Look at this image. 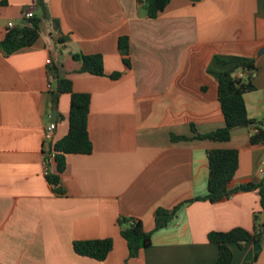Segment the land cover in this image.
Masks as SVG:
<instances>
[{
    "label": "crops",
    "instance_id": "obj_1",
    "mask_svg": "<svg viewBox=\"0 0 264 264\" xmlns=\"http://www.w3.org/2000/svg\"><path fill=\"white\" fill-rule=\"evenodd\" d=\"M139 1L46 0L49 19L38 42L10 56L0 46V264H217L210 233L253 231L256 214L264 222L254 188L264 180V145L251 144L250 128L235 129L227 143L172 140L192 137V126L202 135L225 126L219 82L208 72L217 55L256 60L257 91L245 99L249 118L264 121V0H172L156 19ZM0 2V43L9 28L26 24V14L41 13L36 0ZM125 36L130 69L119 49ZM77 53L101 55L106 76L76 73ZM53 68L68 74L76 93L91 96L93 153L68 157L62 195L44 175L52 112L54 143L70 128L71 96L53 106ZM115 73L123 75L114 80ZM213 149L239 152L235 192L216 204L191 202L207 194ZM180 205L172 223L155 231L158 210ZM122 218L154 232L152 246L136 258L129 257ZM104 239L114 242L105 261L74 251L76 241ZM231 249L232 264H264V241Z\"/></svg>",
    "mask_w": 264,
    "mask_h": 264
},
{
    "label": "trees",
    "instance_id": "obj_2",
    "mask_svg": "<svg viewBox=\"0 0 264 264\" xmlns=\"http://www.w3.org/2000/svg\"><path fill=\"white\" fill-rule=\"evenodd\" d=\"M172 0H140L139 3L150 19H156L170 5ZM194 5L202 0H190ZM5 4L0 2V6ZM36 7L40 15L32 16L26 24L21 27H12L7 30L5 38L0 46L6 55L34 46L41 37L42 25L49 19L46 0H36ZM58 31V20H53ZM65 38H59L63 44ZM120 53L127 69L132 67L130 38L125 36L119 40ZM75 63L81 65L76 73H87L93 76H106L104 59L101 55H85L77 53L72 56ZM53 68L54 78L57 81V89L51 92L54 108H57L58 99L63 94L71 96V108L69 113V133L57 143H53V151L56 154V171H51L47 176L49 182L54 186L58 194H63L61 188V177L68 166V157L72 155H90L93 153V143L89 132V117L91 113V96L85 93H76L73 82L68 77L60 75ZM257 71L256 60L241 56H220L212 60L208 72L219 82V101L225 117V126L209 134H199L195 126H192V137L173 136V141L209 140L217 143H227L231 140L232 132L240 127H248L252 132L251 144L253 146L264 145V121L259 122L249 118L246 95L256 92L254 83ZM123 73H115L111 78L118 80ZM242 75V76H241ZM210 174L207 185V194L198 197L191 202L204 201L212 204L229 199L233 195L232 181L239 169V152L231 149H213L208 153ZM245 188V187H244ZM259 190L261 206L264 212V180L254 185ZM190 203V202H187ZM183 205L173 210L160 209L156 214L155 231L168 227L176 218ZM122 237L126 240L129 249V257L136 258L144 249L152 246L154 232L145 231L141 221L132 218L119 220ZM208 239L210 243L219 248L217 264H232L234 254L231 246H243L247 243L261 245L264 241V222H260V216H254V229L248 231L236 228L229 232H212ZM114 248L112 239L88 240L74 242V251L82 257L96 261H105ZM250 262L248 264H254Z\"/></svg>",
    "mask_w": 264,
    "mask_h": 264
},
{
    "label": "built area",
    "instance_id": "obj_3",
    "mask_svg": "<svg viewBox=\"0 0 264 264\" xmlns=\"http://www.w3.org/2000/svg\"><path fill=\"white\" fill-rule=\"evenodd\" d=\"M26 20H29L32 17V14L28 13L25 15ZM242 76V75H241ZM53 78V76H52ZM57 130V123H50L44 134V143H43V159H44V175L47 177L52 171V166L55 165L56 154L53 151V143ZM260 174L264 177V166L260 170Z\"/></svg>",
    "mask_w": 264,
    "mask_h": 264
},
{
    "label": "water",
    "instance_id": "obj_4",
    "mask_svg": "<svg viewBox=\"0 0 264 264\" xmlns=\"http://www.w3.org/2000/svg\"><path fill=\"white\" fill-rule=\"evenodd\" d=\"M263 52H264V49H263ZM57 119H58V112H57V111H53V112H52V121L56 122ZM250 190H252V188H248V189H247V191H250ZM234 192H235V191H233V193H234Z\"/></svg>",
    "mask_w": 264,
    "mask_h": 264
}]
</instances>
